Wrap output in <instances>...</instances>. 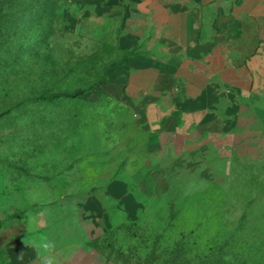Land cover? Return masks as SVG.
Returning a JSON list of instances; mask_svg holds the SVG:
<instances>
[{
	"label": "rangeland",
	"instance_id": "rangeland-1",
	"mask_svg": "<svg viewBox=\"0 0 264 264\" xmlns=\"http://www.w3.org/2000/svg\"><path fill=\"white\" fill-rule=\"evenodd\" d=\"M129 5L0 0V204L116 264L225 243L229 264L264 263V161L161 129L174 116L134 60L150 54L119 45Z\"/></svg>",
	"mask_w": 264,
	"mask_h": 264
},
{
	"label": "crops",
	"instance_id": "crops-1",
	"mask_svg": "<svg viewBox=\"0 0 264 264\" xmlns=\"http://www.w3.org/2000/svg\"><path fill=\"white\" fill-rule=\"evenodd\" d=\"M129 2L119 45L150 54L134 60L145 81L159 82L145 97L167 100L160 114L174 116L161 129L182 132L179 146L233 148L264 161V0ZM6 210L0 204V264H116L37 209Z\"/></svg>",
	"mask_w": 264,
	"mask_h": 264
},
{
	"label": "trees",
	"instance_id": "trees-1",
	"mask_svg": "<svg viewBox=\"0 0 264 264\" xmlns=\"http://www.w3.org/2000/svg\"><path fill=\"white\" fill-rule=\"evenodd\" d=\"M81 91L77 92V93H81ZM186 244L185 245V249L190 251L191 247L190 245ZM216 246L214 247L213 245L210 246L207 250H203L204 253L202 256L198 257V258H191V257H187V255L184 254V256H180L178 252H173L170 251L168 252V256H166L165 258V264H211L213 263V260L215 258V256H220V261L217 262L218 264H229V262H226L225 259L223 260L222 257L224 256L223 251L226 250L229 251V247L230 245L228 243H225L224 245H218L215 244ZM217 249V250H216ZM241 256L240 258H236L233 264H248L247 260H245L243 257L244 255L242 254H235V257ZM218 261V260H217ZM259 264H264V263H259Z\"/></svg>",
	"mask_w": 264,
	"mask_h": 264
},
{
	"label": "clouds",
	"instance_id": "clouds-1",
	"mask_svg": "<svg viewBox=\"0 0 264 264\" xmlns=\"http://www.w3.org/2000/svg\"><path fill=\"white\" fill-rule=\"evenodd\" d=\"M49 264H51V262H49Z\"/></svg>",
	"mask_w": 264,
	"mask_h": 264
}]
</instances>
